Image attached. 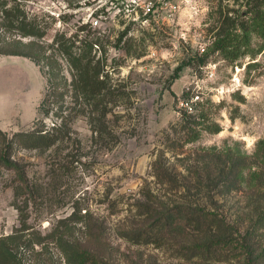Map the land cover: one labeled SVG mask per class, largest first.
<instances>
[{"label":"rangeland","instance_id":"rangeland-1","mask_svg":"<svg viewBox=\"0 0 264 264\" xmlns=\"http://www.w3.org/2000/svg\"><path fill=\"white\" fill-rule=\"evenodd\" d=\"M246 4L247 0L25 3L27 12L41 18L49 35L58 30L72 31L83 23H89L92 31H101L105 36L102 44L114 59L110 61L114 71L110 76L118 99L109 117L111 135L105 141L94 139L90 120L81 115L73 125L71 141L45 152L16 150L15 158L32 187L28 201L25 197L16 200V175L0 167V239L21 226L18 204L28 219L26 235H39L46 247L43 252L40 246H35L36 252L20 248L17 264H67L55 244L47 240V234L60 220L73 214L82 221L74 224V237L85 245L83 224L90 222L91 216L93 222L104 227L108 248L100 251L115 264H186L175 259L169 248L136 247L122 235L135 222L138 200L148 189L159 191L152 177L156 158L164 153L173 162L164 137L181 119L180 110L186 107L184 92L200 95L198 101L210 99L214 105L209 109L210 117L221 126L219 133H204L197 142L187 145L185 156L217 152L256 158L258 144L264 140V47L260 50L264 40L252 35L250 49L256 53L254 57L247 55L232 62L213 53L205 66L201 63V57L210 53L226 17L243 15L248 9ZM98 9L103 11L96 19L94 13ZM126 30L127 36L119 43ZM46 88V77L33 61L0 55L1 98L22 93L28 96L26 110L35 113L38 106L37 116L30 123L13 122L14 126L2 131L11 137L31 130L39 118ZM69 102V97L61 102L68 111ZM53 121L45 119L48 126ZM251 172L244 170L245 187ZM249 202V194H237L228 200L227 209L236 215V210ZM225 264L239 262L234 258Z\"/></svg>","mask_w":264,"mask_h":264},{"label":"trees","instance_id":"trees-1","mask_svg":"<svg viewBox=\"0 0 264 264\" xmlns=\"http://www.w3.org/2000/svg\"><path fill=\"white\" fill-rule=\"evenodd\" d=\"M27 1L0 0V55L33 61L47 82L33 128L11 137L0 130V167L15 173V198L25 197L26 201L33 192L25 169L15 158L16 150L45 152L71 141L73 125L81 115L90 120L94 139L105 141L111 135L109 117L118 99L110 76L114 59L102 44L105 36L101 31H92L89 23H83L72 31L49 35L41 18L27 12ZM246 5L243 15L226 17L210 53L201 57L202 66L213 53L232 62L256 55L250 46L253 34L264 40V0H247ZM102 11L96 10V19ZM127 34L124 31L118 42ZM199 96L183 93L186 107L180 110L181 119L164 137L173 162L164 153L156 158L152 177L159 191L148 189L138 200L135 222L122 236L136 247L169 248L175 259L186 264H225L234 258L239 264H264V140L253 159L217 152L185 156V147L202 134L221 131L209 114L214 105L210 99L198 101ZM65 97L70 99L69 111L61 103ZM47 118L54 119L50 126ZM246 169L252 171L247 187L243 185ZM243 193L250 195V202L233 215L227 209L228 200ZM16 207L21 226L0 239V264H17L20 248L32 252H36L35 246H40L41 252L46 249L39 235L28 238V219L18 204ZM79 220L76 214L60 220L47 240L55 244L67 264H115L100 251L108 248L104 227L91 216L90 222L83 224L85 245L74 237V224L82 222Z\"/></svg>","mask_w":264,"mask_h":264},{"label":"crops","instance_id":"crops-1","mask_svg":"<svg viewBox=\"0 0 264 264\" xmlns=\"http://www.w3.org/2000/svg\"><path fill=\"white\" fill-rule=\"evenodd\" d=\"M22 93H12L10 96H0V129L4 130L7 127L14 126L13 122L18 125H24L25 123H30L37 116L34 110H29L28 105V96L21 95ZM39 105V103H38ZM26 112V114H25ZM12 120L11 124L7 120Z\"/></svg>","mask_w":264,"mask_h":264}]
</instances>
